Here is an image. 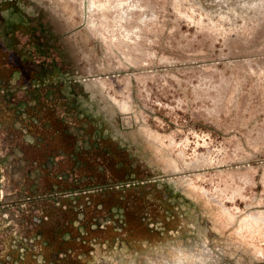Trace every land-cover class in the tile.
Returning <instances> with one entry per match:
<instances>
[{
  "label": "rangeland",
  "instance_id": "rangeland-1",
  "mask_svg": "<svg viewBox=\"0 0 264 264\" xmlns=\"http://www.w3.org/2000/svg\"><path fill=\"white\" fill-rule=\"evenodd\" d=\"M0 264H264V0H0Z\"/></svg>",
  "mask_w": 264,
  "mask_h": 264
},
{
  "label": "trees",
  "instance_id": "trees-1",
  "mask_svg": "<svg viewBox=\"0 0 264 264\" xmlns=\"http://www.w3.org/2000/svg\"><path fill=\"white\" fill-rule=\"evenodd\" d=\"M99 185V184H98Z\"/></svg>",
  "mask_w": 264,
  "mask_h": 264
}]
</instances>
